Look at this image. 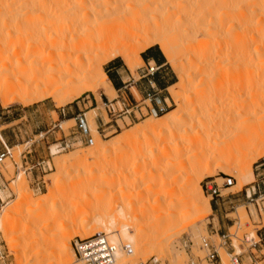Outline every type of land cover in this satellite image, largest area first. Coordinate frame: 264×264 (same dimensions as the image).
Instances as JSON below:
<instances>
[{
    "label": "bare ground",
    "instance_id": "6f19581e",
    "mask_svg": "<svg viewBox=\"0 0 264 264\" xmlns=\"http://www.w3.org/2000/svg\"><path fill=\"white\" fill-rule=\"evenodd\" d=\"M25 20L38 26V31L32 27L37 34L31 33L35 35H30L26 51L27 55L28 52L38 55L36 58L42 66L37 67L38 71L35 69L34 75H38L42 83H34L33 79H37L34 76L31 82L36 86L32 88L22 86L19 79L21 84L12 83L13 80L9 86L4 83L2 88L1 84L3 106L12 103L26 106L50 98L60 103L64 101L63 95L68 103L77 88L82 89L78 95L101 87L114 94L102 67L115 57L123 58L131 66L126 44L127 48L148 41L158 45L167 62L178 71L179 83L167 89L175 100V112L165 116L153 113V117L108 145L102 143L94 130L92 147L56 164L58 177L48 189L50 194L64 191L60 184L62 174L70 167L85 166L88 160L96 159L113 163L110 171L119 175L118 187L114 189L112 184L116 183L112 179V186L108 187L114 188L99 189L103 195H93L90 186L97 181L91 176L82 183L78 181L86 184V191L81 202H77L73 222L56 225L60 214L54 212L43 226L45 229L55 226L48 237L54 242L52 251L62 264L80 262L77 259L74 263L76 256L68 238L70 230L76 228L82 237L104 233L117 248L116 260L123 255V243L118 244L121 240L136 249L159 248L164 253L167 239L174 235L171 232L179 224L177 220L191 213L201 214V210L211 211L196 184L198 174L194 181L189 173L192 176L184 182L181 179L183 188H178V171L199 155L201 159L196 165L193 163V169H198L199 165L201 168L203 165L205 171L214 169V165L215 169L227 168L234 152L237 154L242 149L249 152L248 149L264 144V0H0V46L12 42L22 44L19 30L24 33L26 30L18 26ZM8 24L14 26L6 31ZM149 47L147 43L136 52L140 64H143L140 53ZM181 52L190 54L184 68L179 65ZM105 54L109 56L106 62L97 65V60ZM133 93L139 97L135 90ZM65 94H70V99L67 100ZM141 136L148 137L149 141H140ZM136 139H140V145L147 146L133 145V149L130 146L132 153L138 154L132 157L127 149ZM120 152H125L122 158L115 159ZM221 158V163L214 164ZM241 168L240 164L237 170L233 168V176L241 179ZM20 176L14 181L16 186ZM27 197L29 191L18 199ZM92 200L93 206L90 205ZM104 203H109L110 212L96 213L99 209L95 208ZM2 211L6 212L4 208ZM205 217V213L197 215L192 222ZM187 227L188 223L180 230Z\"/></svg>",
    "mask_w": 264,
    "mask_h": 264
},
{
    "label": "rangeland",
    "instance_id": "374dc122",
    "mask_svg": "<svg viewBox=\"0 0 264 264\" xmlns=\"http://www.w3.org/2000/svg\"><path fill=\"white\" fill-rule=\"evenodd\" d=\"M13 26L14 25L8 24V28L5 27V30H11ZM33 26L34 28L38 27L37 23H33L29 20H25L19 24L18 29L21 27V30H26L27 32L24 33V31L19 30V36L22 34L21 38L19 37V42L22 43H18L20 46L15 42L10 43L9 45L7 44L8 46H0V85L2 84V88L5 87L4 83H7V86L11 85L10 81L12 80V83H19L18 81L20 80V82L23 83L22 86H27L29 88L36 86V84L31 82V79H33L32 77H34V74L38 71L37 67L39 66L41 68L42 63L41 65L39 64V59L36 58L38 55L30 52H28L27 55L26 51L29 46V43L27 42H31L29 39L31 37L30 35H35L31 34L36 31L32 28ZM24 41L26 42L23 43ZM147 43L150 47L159 48L158 45L151 44L150 41L140 42L138 45H136L137 43H134L136 45L134 47L132 44L134 48L130 45V47L128 46L127 48V44L126 46L124 45L126 51H128V60L131 66H129L121 57H115L111 60L113 61L116 59L121 61L123 68L120 70V76L126 82V85L133 86V82L139 85L142 92L139 94V97L133 93L134 90H131L130 92L128 86L127 89L114 92V94H112L113 92L111 91V93L109 89L107 90L105 88V91L103 89L104 87H101L95 92L85 91L82 92L81 95H78L77 93H80L82 89L77 88L74 92L72 91V94L70 93L73 97H71L70 94H65L66 99L69 98L68 96L72 99L70 102L67 99L68 103H65L66 100L63 95L64 93H62L64 101L60 103L62 104L64 102L63 105H60L59 102L58 105V103L51 98L37 101L26 106L22 103H12L3 106L0 101V133L3 134L10 149L12 147V159L7 158L0 165V174L3 176L5 185L4 190L0 189V196L3 200V203L0 204V219H2V221L0 220V223L2 222L0 227V264L61 263L60 260L58 261L59 258L57 257V254L52 251L53 247L55 248L53 244L54 242L48 237L50 231L53 230L55 226L45 229L43 226L46 218L49 217V214L51 215L55 212L60 214L55 220L56 225H59V223L63 221H66L67 223L73 222L72 216H74V210H76L79 205L77 202H81L80 199L86 191V184L84 183L83 185L80 184V182L82 183L85 181L84 179L87 177L91 179V176L94 181H97V183H93L92 186H90L93 195H100L103 188H107L106 190L114 188L111 187L112 185L115 186L114 189L118 187L117 180H119V175L117 172L110 171V167L114 166L113 163L110 165L109 162L105 163L104 161H98L99 159H96L88 160V164L85 166L80 165L78 167L76 166V168H68L62 174L63 180L60 182L64 191L50 194L48 188L51 185L52 180H55V178L58 177L56 164L65 157L77 152H83L92 147V140L91 144L88 141L82 140V137L79 136L75 129V121L72 118H74L78 112L85 113L91 138H93L92 135L95 130L99 133L104 145L114 143L120 137L125 135L129 129V131H131V128L133 129L136 125H141L149 118L153 117L154 112H151L153 109L156 110L157 116H165L175 112L177 108L175 100L167 90H161L159 88L151 89L150 84H148L146 79H151V76L148 75L147 77H142L146 74L147 70L145 69L144 64H140L136 59V52L138 53L139 49H142ZM182 53L183 52L180 53L182 56L179 54V65H181V68H184L187 64L186 59H188L190 54H188V56L187 54ZM141 54L142 52L140 55ZM108 57V54L100 56L96 62L97 65L106 62ZM110 62L103 65L102 69L104 72ZM151 66L155 68L153 65ZM167 68L168 74L173 76V79L172 81L168 80L166 85L169 87L171 85L173 86V84H178V71L168 62ZM35 69H37V71H35ZM97 69L98 68L96 67V72ZM177 69L179 70L180 67ZM95 76L99 77V75ZM36 78L37 79H33L34 83L42 81L40 78L38 80V75ZM29 81L34 86H32ZM40 82H37V85L38 83H42ZM25 83H28V85H25ZM60 97L61 94L58 99H60V101L63 100ZM110 98H115V100L110 101ZM123 101H125V106L120 104ZM105 104L109 105L108 109ZM93 109H95V112H91ZM62 110H64V115H62ZM108 110H110V112ZM112 114L113 116H111ZM15 119L20 120L13 122ZM103 123L106 124L102 125ZM60 124H62L61 129L58 127ZM64 136L66 137L65 139L69 140L73 145L64 150L56 149L57 145L64 140ZM142 137L144 136H141V140L136 139L130 142L131 145L129 144L127 150L129 153L131 152L129 155L132 157H135L138 154H135V152L132 153L130 146H132V149L138 147V145H142L143 148H145L144 145L147 146L145 143H141V145L139 144L140 141L147 142L145 140H148V137L145 139ZM30 141H34L29 149L31 151L27 155V158L32 159L31 165H35L37 162L41 161H44V164L40 167L35 166L32 169V174L27 175V173H23V169H21L22 162L20 154L26 149V142ZM136 141H139L138 144H136ZM133 145L136 146L133 147ZM248 150L249 152L242 149L239 153L237 152L238 155L234 152L235 155L231 158L232 161L230 160V166L229 164L227 165L228 169L226 167H223L224 169H215V165L212 167L215 170L210 168V171H205L206 169L203 168V165L202 168L199 165L198 169H196V166V168L193 169L194 164L196 165V162L201 158L200 155L196 156V158L194 157V159H192V157L190 159L192 161L189 160L188 162L189 166L186 164L187 169L183 168L185 171L180 169L181 171L183 170V174L185 175L181 174L182 172H180V170L178 171L179 175L176 173L179 176H177L176 180V184L179 185L177 187L179 188L182 186L180 188H183L184 183L182 182L187 181L186 179L193 175L194 181H196L195 179L197 178L196 184L202 192L203 199L209 204L212 211L207 213L206 211L203 212L204 210H201V214L200 212L198 214L191 213L187 217L177 220V223L179 224L174 231L171 232V234L173 233L174 235L170 234L171 236L167 239V251L164 253L160 252L159 248L136 249L132 246L133 255L128 257L123 252L122 257L117 259L115 264H136L138 259L145 261L150 257H156L159 259V264H190L191 261H194V264H211L205 260V252L201 249V246L204 242L213 243L217 246L220 244L219 236L215 233L212 234L214 229L219 231V225L217 222V216L219 215H222L223 217L222 221L225 224L226 230L230 227L229 233H235L240 240L246 236L247 239H252V242L258 241L256 236L257 232H262L264 229V144L256 145L253 149L250 148ZM122 152L118 153L115 159L124 155L125 152ZM129 155L128 157L132 158ZM221 160L223 161V158L217 160L218 162L216 161L214 164L221 163ZM238 163L243 167L240 169L241 179H239V177L236 178L232 174L234 173L233 168L237 170L236 166L239 165ZM14 164L20 169L17 170ZM191 164H193L192 167ZM117 165L118 164H116V166ZM245 165L247 167L249 166V171ZM195 169L196 171H194ZM190 170L197 173L190 172ZM247 171L249 174L251 171V175H249ZM104 173H107V175ZM186 173L192 175L188 176ZM21 174L23 177L20 176ZM195 174L198 175L196 176ZM103 175H105V177H103ZM17 176H20L21 179L23 178V181L20 179L16 182L18 187L14 182ZM35 177H37V179ZM112 179L113 183L116 184L111 185ZM181 179L184 180L181 182ZM227 179L232 180V185H227ZM105 180L107 184H105ZM178 180L181 182L180 184H178ZM78 181L80 182L78 183ZM208 182H211L209 184H212L219 189V193L223 198V202L219 201V205L217 206L213 204L211 196L205 189ZM109 184L111 185L110 188L108 187ZM99 189L101 190L99 191ZM25 191L26 193L29 191V197L24 200H19L18 196L24 194ZM101 195H103V193ZM248 196H250V198H248ZM92 201L90 202L91 206L95 205L94 200ZM42 203L43 205H41ZM104 204L100 206L101 208H95L96 210L99 209L96 213L106 215L110 212L109 205H107L109 203L105 204L107 206ZM90 207H88L87 210ZM3 208L6 211L5 213L2 211ZM203 213L206 214L204 219L199 222H192L197 215H203ZM186 223H188V227L185 230H180ZM97 229L98 228L96 227L95 230ZM75 230H77V228L70 230L68 234L71 248L72 242L75 238H86L80 236L79 232L77 233ZM121 241H118V244H128L127 241ZM232 242L233 246L236 248V254L237 252L244 253L241 256V262L243 264H264V249H257V251L251 250L256 257V259L252 258L251 260L249 258L250 249L248 248L251 242L244 243L243 247L238 246L240 243L239 240L233 239ZM218 252L222 264H229L230 257L225 253H231V248L229 246L224 249L218 248ZM74 261V263H76V257H74ZM80 263L81 262H79V264Z\"/></svg>",
    "mask_w": 264,
    "mask_h": 264
},
{
    "label": "built area",
    "instance_id": "2783aa9c",
    "mask_svg": "<svg viewBox=\"0 0 264 264\" xmlns=\"http://www.w3.org/2000/svg\"><path fill=\"white\" fill-rule=\"evenodd\" d=\"M154 73V68L150 67L149 70L146 72L145 76L147 75H153ZM149 96V95H148ZM122 106H125V101L120 103ZM107 109L109 108L108 104H105ZM110 112V110H108ZM151 112L156 115L157 112L155 109L151 110ZM114 113V112H113ZM113 116V114L111 115ZM75 121V129L77 133L79 134L80 137H82V140L88 141L91 144V135H90V130L87 126V119L85 117V113L78 112L75 117L73 118ZM102 122V120L100 119ZM106 123H103L102 125H105ZM59 129L60 125H58ZM66 137L64 136V140L61 141L56 149L64 150L66 148H69L73 145L69 140L65 139ZM2 143V151L0 152V165L2 162L9 158L12 159V154H11V149H9L3 142ZM34 143V141L26 142V149L21 152V169H23V173H30L32 172V169L37 166L40 167L44 164V161L37 162L35 165L32 164V159L27 158V155L30 153L31 150L30 147ZM59 150V151H60ZM16 166V169L19 170L20 168ZM211 182H208L206 184V191L209 193L211 198H222L221 194L219 193V189L213 186L212 184H209ZM227 185H232V180L227 179ZM250 198V196H248ZM3 203V200H0V204ZM257 236V235H256ZM258 241L252 242V239H247L246 236L243 237L242 240H240L236 234H231L227 232L226 234H222L219 236L220 239V244L217 246L213 243L209 242H204L201 246V249L205 252V260L208 261L211 264H222L221 257L218 252V248H227L228 246L231 248V253L230 254V263L229 264H243L241 262V256L244 254L243 252L236 254L235 252V247L233 246L232 240H239L240 243L238 246L243 247L244 243L251 242L249 245V258L252 260V258L256 259L254 253H252L251 250H255V247L262 241L264 240V237H258ZM185 245V244H184ZM72 249L74 251V254L77 259L82 264H115L116 262V251L117 248L115 245H113L107 236L104 233H99L92 235L90 237L86 238H80L77 237L73 240L72 242ZM122 251L124 254L128 257H131L133 255V250L130 247V245H123L122 246ZM136 264H159V259L156 257H150L149 259L143 261L141 259H138ZM190 264H194V261H191Z\"/></svg>",
    "mask_w": 264,
    "mask_h": 264
},
{
    "label": "crops",
    "instance_id": "0c3cea01",
    "mask_svg": "<svg viewBox=\"0 0 264 264\" xmlns=\"http://www.w3.org/2000/svg\"><path fill=\"white\" fill-rule=\"evenodd\" d=\"M140 58H141V61L144 64L145 69L147 71L149 70L150 67H152L151 65H153L155 67L153 75H150L151 79L146 78L148 84H150L151 89L159 88L161 90H165V89L167 90L169 87L172 86L171 85L168 87L166 85V83H168V80L172 81L173 76H170L168 74L166 58L162 54V52L160 51L159 48H157V47L147 48L145 51L142 52V54L140 55ZM122 68H123V65L121 64L120 60L115 59L108 64L106 71L104 72L107 76L108 84L113 88V90L115 92H119L122 89H127V87L129 86L128 90L130 92H131V90H135L138 93V95L141 94L142 92L139 88V85L135 84V82H133L134 83L133 86L132 85H126V82L120 76V70ZM147 76L143 75L142 77H147ZM64 114H65L64 110H62V115H64ZM20 119H15L13 122L19 121ZM1 142H3L10 149V147L8 146V144L6 143V141L3 137V134L0 133V152L2 151V143ZM29 174H32V172L27 173V175H29ZM35 178L37 179V177H35ZM4 186H5L4 185V179H3V176L0 174V189L4 190L5 189ZM1 199L2 198L0 196V200ZM212 200H213V204L216 206L219 205V203H218L219 201L223 202V198H216V199L213 198ZM222 219H223L222 215L217 216L219 231L217 229L216 230L214 229L212 234L215 233L216 235L220 236L222 234H226L227 232H229L230 227L226 230L225 224L223 223ZM212 229H213V227H212ZM257 236L263 238L264 237V229L262 230V232H257ZM257 249L258 250L264 249V240L263 239L255 247L256 251H257Z\"/></svg>",
    "mask_w": 264,
    "mask_h": 264
}]
</instances>
